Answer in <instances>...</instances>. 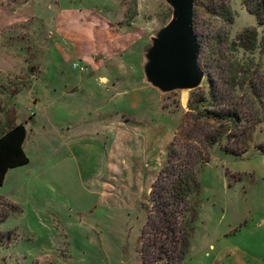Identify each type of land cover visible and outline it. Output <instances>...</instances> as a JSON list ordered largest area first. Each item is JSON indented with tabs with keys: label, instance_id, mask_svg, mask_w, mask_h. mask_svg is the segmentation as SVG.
Instances as JSON below:
<instances>
[{
	"label": "rangeland",
	"instance_id": "374dc122",
	"mask_svg": "<svg viewBox=\"0 0 264 264\" xmlns=\"http://www.w3.org/2000/svg\"><path fill=\"white\" fill-rule=\"evenodd\" d=\"M172 17L166 0H0V119L26 125L30 158L0 187V232L11 234L0 264H143L152 184L193 123V93L243 67L264 78V50L241 46L246 29L264 36L244 1L195 0L205 78L156 88L147 52ZM243 141L241 157L205 150L182 264H264V121Z\"/></svg>",
	"mask_w": 264,
	"mask_h": 264
},
{
	"label": "trees",
	"instance_id": "16d2710c",
	"mask_svg": "<svg viewBox=\"0 0 264 264\" xmlns=\"http://www.w3.org/2000/svg\"><path fill=\"white\" fill-rule=\"evenodd\" d=\"M243 1L264 25V0ZM240 40L245 50H264V36L259 42L256 29H246ZM197 90L190 101L193 123L175 136L152 184L140 238L143 264H182L187 259L199 214V175L211 159L205 150L218 144L226 154L241 157L248 150L243 136L264 121V78L254 79L249 67L235 69L226 84L209 80L207 90ZM27 136L24 123L0 119V187L9 170L29 164ZM10 239V232H0V247Z\"/></svg>",
	"mask_w": 264,
	"mask_h": 264
},
{
	"label": "water",
	"instance_id": "95a60500",
	"mask_svg": "<svg viewBox=\"0 0 264 264\" xmlns=\"http://www.w3.org/2000/svg\"><path fill=\"white\" fill-rule=\"evenodd\" d=\"M166 1L173 8V17L152 38L146 78L166 92L196 89L201 86L205 71L199 64L200 43L193 22L195 0Z\"/></svg>",
	"mask_w": 264,
	"mask_h": 264
},
{
	"label": "bare ground",
	"instance_id": "6f19581e",
	"mask_svg": "<svg viewBox=\"0 0 264 264\" xmlns=\"http://www.w3.org/2000/svg\"><path fill=\"white\" fill-rule=\"evenodd\" d=\"M183 103L184 104H186L187 103V101H188V95H187V93H185L184 95H183Z\"/></svg>",
	"mask_w": 264,
	"mask_h": 264
},
{
	"label": "built area",
	"instance_id": "2783aa9c",
	"mask_svg": "<svg viewBox=\"0 0 264 264\" xmlns=\"http://www.w3.org/2000/svg\"><path fill=\"white\" fill-rule=\"evenodd\" d=\"M74 67H75V68H78V67H79V69H81V70L84 69L83 67H80L79 64H74Z\"/></svg>",
	"mask_w": 264,
	"mask_h": 264
}]
</instances>
